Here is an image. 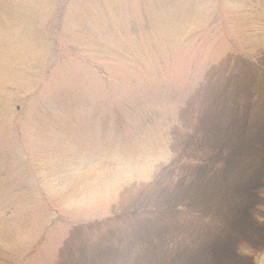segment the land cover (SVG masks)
I'll return each instance as SVG.
<instances>
[{
	"label": "rangeland",
	"instance_id": "1",
	"mask_svg": "<svg viewBox=\"0 0 264 264\" xmlns=\"http://www.w3.org/2000/svg\"><path fill=\"white\" fill-rule=\"evenodd\" d=\"M263 2L0 0V264H264Z\"/></svg>",
	"mask_w": 264,
	"mask_h": 264
},
{
	"label": "trees",
	"instance_id": "2",
	"mask_svg": "<svg viewBox=\"0 0 264 264\" xmlns=\"http://www.w3.org/2000/svg\"><path fill=\"white\" fill-rule=\"evenodd\" d=\"M263 6H264V2H263ZM262 23L264 24V21L260 22L259 25L262 26ZM250 55V54H249Z\"/></svg>",
	"mask_w": 264,
	"mask_h": 264
}]
</instances>
